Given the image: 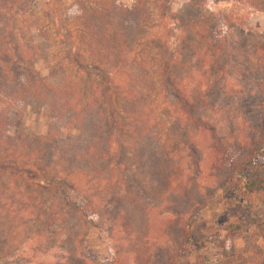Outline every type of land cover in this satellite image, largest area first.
Masks as SVG:
<instances>
[{
  "label": "rangeland",
  "instance_id": "374dc122",
  "mask_svg": "<svg viewBox=\"0 0 264 264\" xmlns=\"http://www.w3.org/2000/svg\"><path fill=\"white\" fill-rule=\"evenodd\" d=\"M87 1L23 0L20 9L0 17V46H32L30 54L23 55V63L36 64L44 82L49 85L71 83L74 87L73 100L87 101V105L82 106L85 108L79 109L86 111L81 114L87 124H82H85L88 133L92 131L91 126L95 125L97 133L105 140L108 131L100 127L102 117L97 111L100 105L93 97L95 86H98L100 80L91 73L76 72L77 69L69 65V45L53 35L52 22L56 26L63 24L67 32H73L74 25L80 29L85 28V19H88L91 9L98 11L97 7ZM99 1L106 8L115 3L132 7L139 16L138 23L130 34L136 42V51L143 52L145 62L141 68L128 71V74L133 78L141 76L142 73L140 79L144 78L147 82L148 101L152 106L140 115L148 122L146 128L149 129L151 137L144 141V149H139L136 145L138 137L133 135L131 127H124L114 139L112 138L115 143L121 144V154L124 155V164L127 165L124 175L112 166L107 168V161L102 163L97 160L96 170L90 173L82 168L80 162L68 165L77 155L85 153L86 149L85 144L78 143L82 137L81 133L73 128L62 127L65 124L63 122L69 118L68 113L65 114L61 110L57 111L55 116L49 114L45 106L47 99H13V107L6 116V121L7 118L15 116L14 122L17 123L20 134L18 133L19 138L14 137L16 141L11 143L12 150L22 152L26 158H34L33 149L37 147V138L44 136L50 127L53 133L51 137H58L53 145L45 147L43 153L40 152L42 156H52L54 153L52 160L45 162L46 170L52 172L54 168H59L65 172V177L73 168H78L80 174L75 177L78 178L79 185L83 184L89 192L91 191V201L89 204L86 198L78 193L75 199L83 205L82 211L87 218L90 217L88 212L90 215L94 214L95 218L83 219L80 213L78 216L66 207L59 197H44L42 194L33 193L21 182L0 181V223L3 226L4 222L9 224V230L4 229L2 233L0 231V235L6 237L7 245L15 243L20 237L29 239L35 235L39 240H48L47 248L44 249L48 258L67 254L71 256L73 252L81 250L90 257V264H167V259L177 251L178 245L183 244L181 234L189 231L195 242L189 243L188 247L201 256L202 264H264V205L253 204L248 207L242 205L235 194L214 189L212 180L206 173L201 171L197 175L196 170L192 168L191 161L185 157L187 151L183 153L180 147L176 152L174 147L178 144V133L160 111L164 99L157 49L153 46L144 51L143 48L145 39L159 36L160 0H95ZM138 2L141 5H138ZM167 9L178 17L181 24L188 27L184 43L188 46L189 43L192 44L195 53L183 76L185 81L191 80L192 90L197 94L201 93L206 85L204 75L207 72L211 75L212 69L223 62V58H219L220 55L213 56L214 51L210 49L208 41L211 37L219 36L218 38L224 40L228 46L235 42L232 46L234 55H244L250 45L243 38L251 36L242 25L244 16L248 29L259 35L264 33V13L247 8L245 0L213 3L206 1L199 7L188 5V0H169ZM44 13L48 15L45 16ZM224 15L230 17L228 21L232 27L219 30L212 24V18L222 19ZM168 22L171 24L173 20ZM72 42L80 52L85 50L86 41L83 38H72ZM186 53L187 50H183V54ZM52 58L60 67L47 72L48 67H51ZM243 77L250 76L243 74ZM255 78L261 79V75L257 74ZM137 89L139 93L144 94L142 89ZM210 91L213 94L209 92L208 102L215 107L207 113L208 116H215L217 120H228L222 121L220 132L230 133L233 139L244 135L246 124H249L244 102L234 103L219 96L213 89ZM254 100L257 99L252 97L249 101ZM3 101L0 99V108L3 107ZM253 113L249 115L252 117ZM127 123L125 126H128ZM259 131L264 132V125ZM61 133L62 135H58ZM70 139L76 142L72 148L74 151L68 148L67 142ZM198 141L202 144L201 140ZM119 146L116 145L115 148ZM152 149L155 150L154 158L158 161H170L175 165L174 169L168 172L172 182L167 190L155 185L152 178L144 174L142 158L150 154L147 151ZM201 165L202 163L200 168ZM244 172L251 177L264 175V157L258 156L253 164L244 168ZM68 180L65 179L64 182ZM63 186V190L68 191V188ZM89 205L91 211H88ZM169 206L187 212L192 210L194 213L191 218L184 217L183 221L176 222V218L165 213ZM20 209L21 212L17 213ZM32 248L27 245L21 249L23 255L33 257L30 251ZM194 256L187 257L192 264L197 263Z\"/></svg>",
  "mask_w": 264,
  "mask_h": 264
},
{
  "label": "trees",
  "instance_id": "16d2710c",
  "mask_svg": "<svg viewBox=\"0 0 264 264\" xmlns=\"http://www.w3.org/2000/svg\"><path fill=\"white\" fill-rule=\"evenodd\" d=\"M206 1L213 3L214 1L229 2L230 0H188V5L199 7ZM22 2L23 0H0V17L7 16L15 9H20ZM87 2L93 4L95 8L97 7L98 11L91 9L88 19H85L87 21L84 24L85 28L80 29L74 25L73 32H67L61 22L59 23L62 26L60 24L56 26L52 22L53 35L56 39L69 45H67L71 49L68 56L69 65L71 64L74 69H77L76 72L91 73L100 80L98 86H95L93 97L100 105L99 108L96 107L102 117L99 122L100 127L108 131L105 140L97 133L95 125L91 126L92 131L90 130L89 133L85 129L87 121L81 113L86 111L79 109H84L85 107L82 106L87 105V101L73 100L74 87L71 83L49 85L44 82L36 64L23 63L25 60L23 55L30 54L33 50L32 46H28V44H23L24 48L19 45L8 46V48L0 46V99L4 100L1 104L3 107L0 108V181H18L33 193L42 194L44 197L47 195L59 197L66 207L76 214L80 213L86 220L94 219L95 216L88 212V217H90L87 218L85 212L82 211L83 205L75 199L77 198L76 193H78L85 197L89 204L91 201V191L89 192L83 184L79 185L80 182L75 177L80 174L77 171L78 168H73L72 172L65 174V177L63 176L65 172L59 168H54L55 172L46 170L45 162L51 161L54 153L52 156H42L41 153L45 147L53 145L58 136L52 138V129L49 127L44 136L37 138V147L33 149L35 157L26 158L22 152L11 148V143L16 141L15 138H19V132L17 123L14 122L15 116L7 118V121L6 116L10 114L13 107L11 101L16 98H20V100L47 99L45 106L49 114L55 116L57 111L61 110L65 114L68 113L69 118L63 122L65 124L62 127L73 128L81 133L82 137L78 143L86 145L85 153L77 155L72 162L67 160L68 165L80 162L82 168L90 173L97 168L96 160L102 163L107 161V168L112 166L122 174L127 169V165L124 164L125 157L121 154V144L115 143L113 140L124 127H131L133 135L138 137L136 145L139 149H144L143 143L146 144L144 141L149 140L151 134L146 128L148 122L140 114L150 109L152 105L148 101L147 82L144 78L140 79L143 74L133 78L128 74V71L132 72L141 68L145 62L143 61V52L136 51V42L130 34L138 23L139 16L134 8L119 3L106 8L104 4H100V1L88 0ZM168 4L169 0H160L159 25L161 24V27L159 36L145 39L143 48L144 51L153 46L157 49L159 78L163 93L162 99H164L160 111L165 114L168 123L172 124L175 127V132L178 133V144L176 143L174 146L176 152L180 147H182L183 153L187 151L185 157L191 161L192 168L196 170L197 175L201 171L206 173L212 180L211 185L214 189L235 194L238 201L248 207L253 204L264 205V175L251 177L244 172V168L253 164L258 156L264 157V132L259 131L264 125V33L259 35L248 29L245 26L246 16H244L242 25L247 34L251 35L243 38L250 45V49L244 55H234L232 46L235 45V42L231 43L232 46H228L224 40L218 38L219 36L211 37L208 41L210 49L214 51L213 56L220 55L219 58H223V62L220 66L216 65V68L212 69L211 75L209 72L204 75L206 85L204 90L197 94L192 90L191 80L185 81L183 76L187 64L193 61L195 48L190 43L189 46L184 43L185 36L189 31L188 27L181 24L175 14L170 13L167 9ZM138 5L141 4L138 2ZM245 6L264 13V0H245ZM44 15L48 14L44 13ZM169 20H173V22L169 24ZM228 20L230 17L227 15H224L222 19L214 17L212 24L219 30L232 27ZM49 22L51 21L49 20ZM79 37L86 41V48L81 52L73 42L71 43L72 38L79 39ZM185 49L187 50L186 55L183 54ZM83 53L85 57H83ZM57 67H60V64H56L52 58L51 67H48L47 72H51ZM243 74L250 77L244 78ZM257 74L261 75V79L255 78ZM137 88L142 89L144 94L139 93ZM212 89L224 99H229L234 103L244 102V110L247 109V121L249 122L246 124L244 135L233 139L230 133L226 134L225 131L221 133L220 124L223 123L222 121L227 122L228 120L224 118L217 120L215 116H208L207 113L215 107L211 102H208L209 92ZM211 94L213 93L211 92ZM252 97L257 100L249 101ZM5 106L8 108H4ZM227 107L229 108V106ZM252 113L251 117L249 114ZM128 121H130L129 124ZM82 122L85 124L83 125ZM126 123L128 126H125ZM58 135H62V133ZM198 140H201L202 144ZM67 143L68 148L72 149L76 142L70 139ZM116 145L120 146L115 148ZM72 151L74 150L72 149ZM147 152L150 153L147 154L148 157L142 158L144 174L150 176L155 185L167 190L172 182V177L168 172L173 170L175 165L170 161H158L154 158L155 150L153 149ZM39 154L41 156H37ZM200 163H202L201 168L199 167ZM65 179L69 180L64 182ZM62 183L68 188V191L63 190ZM122 184L125 186L124 182ZM171 207L165 213L176 218V222L183 221L184 217L191 218L194 213L192 210L187 212L184 209L176 210ZM88 211H91L90 205ZM20 212L21 209L17 210V213ZM3 224L5 226L0 223L1 233L4 229L9 230L7 227L9 224L5 222ZM1 235L0 264H90V257L83 254L80 249L79 252H73L74 254L72 253L71 256L68 254L66 256L57 255L49 257V259L48 255L44 253L48 240H39V237L35 235L29 239L20 237L15 243L7 245L6 237ZM180 237L183 239V244H187L178 245L177 251L167 259L166 263L192 264L187 257L195 255L196 264H202L201 256L188 247L189 243L195 242L190 232L186 231ZM27 245L33 247L32 250L30 249L33 257L23 255L21 249ZM115 262L117 263V261ZM111 263L113 264V262Z\"/></svg>",
  "mask_w": 264,
  "mask_h": 264
}]
</instances>
